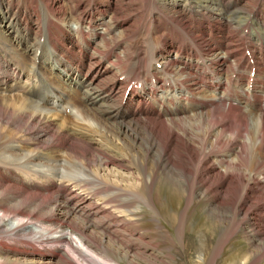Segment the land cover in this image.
<instances>
[{
    "label": "bare ground",
    "instance_id": "bare-ground-1",
    "mask_svg": "<svg viewBox=\"0 0 264 264\" xmlns=\"http://www.w3.org/2000/svg\"><path fill=\"white\" fill-rule=\"evenodd\" d=\"M35 1L37 2V0ZM108 2L110 5L112 4L111 0ZM108 2L106 7H109ZM55 3H59V6L56 7ZM9 5L7 3L6 8ZM60 6L61 0H56L53 5L48 6V16L55 17L56 22H60ZM114 6L116 7V5ZM238 11L243 13L244 9L241 8ZM85 15L94 20L95 13L85 12ZM46 20L51 23L54 19L47 17ZM64 33V36L60 37L62 44L56 51L57 55L49 51L48 45L51 47L50 43L48 45L43 44L48 50V55L55 56L54 64L50 62L51 65L48 68L46 66V69H51V72H54L53 69L57 70L56 58L57 56L60 57L63 64L62 69L66 74L72 73L75 84L79 87L84 86L78 101L76 99L75 103L72 102L70 94L67 92L60 90L56 92L49 89L39 99L32 100L31 97L24 96L22 101L18 100V107L4 106L0 118L4 125H11L18 121L22 122L26 117H29L31 121H36L44 127L47 126V128L55 126L52 120H61L62 139L53 138L51 145L59 142L57 146L67 150L65 151L67 160L62 159V168H60L59 162H54L50 157L44 156L47 154L51 156L49 153L42 154L34 148H28L25 153L21 154L19 151L24 149L25 143L22 140L3 142V137H1L2 126H0V185L4 187V190H12L13 187L17 192L11 191V194L18 196L20 189L43 193L48 189L62 188L63 192H67L62 195H65V200L70 202V197H75L77 192L80 194L85 192L89 197L91 193L88 195L85 189L87 186H92L99 193H105L99 199L95 197L99 204L106 208H112L108 207L110 204L123 208L119 214H115L112 210L107 211L106 219L115 217V221L118 223L117 227H120L122 222L127 223V220L131 224L138 219L146 218L148 213L154 214L158 211L161 215V224L167 227L164 222L166 219L176 229L177 237L183 241L185 236L194 230L193 225L189 222L190 209L196 203L206 201L211 207L205 211L213 220L218 221L220 225L222 224L216 243H211L208 238L205 239L206 235L204 237L202 234L199 235L201 238L198 239V248H203L206 252L208 248L213 250L209 260L210 264L217 263V259L236 236L242 237L244 245L250 242V245L256 246V249L244 248L242 252H239V258L234 259L230 264H264V108L260 107V113L252 112L244 117H235L237 114L232 116L228 111L217 107L207 113L196 112L194 118L199 117L201 119L193 122L184 116L181 110H175V107L178 106H172L175 111L168 112L171 115L165 116V113H160L155 109L150 100V95L149 97L146 95L138 98V93L143 90L146 91L148 88L146 85L149 78L147 80L144 78L142 86L144 85L145 88L141 89V86L136 84L135 94L131 93L134 90H131L130 86L125 85V87L127 86L126 89L132 97L137 98L147 108L140 110L141 104L135 107L136 112L126 110L125 106H127L129 99L125 100L126 103L122 102L123 105L112 104L111 101L116 98L117 90L120 88V80H126L130 71L123 78H113L116 87L113 79H107L105 75L110 69V66L106 68L109 64L108 59L103 57L98 59L96 56L92 61L87 62L86 60L85 56L91 53L90 46L94 38L86 37L84 41L80 35L79 40L76 41L69 38L65 31ZM27 37L29 38V36ZM66 41L71 44L66 46ZM43 49L40 52L44 53ZM40 52L36 57L40 56ZM109 54V52L108 54L105 53L104 56L109 58L111 55ZM95 59H98L97 63ZM120 59L123 61L122 57ZM38 63L39 59H37ZM3 64L4 60L0 69L4 68ZM37 64L31 65L36 66L35 69L30 70V67L27 66L26 70L33 74L37 72V69L43 72L41 66ZM140 66L141 73L148 71L151 75L153 73L157 75L156 66ZM67 68L70 69V72L67 71ZM141 73L137 76H143ZM5 75L0 80V89L4 95H11L9 93L11 91H6V85L10 83L9 79L17 73L12 71ZM45 77V82L48 83L49 87L58 86L57 83L48 78V73ZM150 78L154 79V74ZM63 82L67 83L64 80ZM32 91H35L33 86L28 89V94ZM173 93L176 95L175 92ZM45 103L46 105H44ZM149 104L153 106H149ZM71 106L77 107L79 113L75 112ZM66 107L68 108L65 109ZM65 110L66 112H64ZM72 111L73 117L66 115ZM139 113L144 115L140 116ZM89 116L106 123L109 128L107 131L111 132L110 135L120 140L132 137L136 139L137 135L139 136L141 133V145H145L147 150L145 156L142 157L143 160L141 161L142 158H139L134 164L136 170H139V185L130 184L127 180L128 178H136L135 172H131L130 177L127 178L119 171L120 169H107L109 161L112 160H116L115 163L120 167L126 165L122 159L114 158L112 154L102 155L101 161L106 168L99 170L91 168L90 161L86 156H84L83 161L79 158L80 155H86V152H83L80 147H76V140L90 146L86 138L88 136L86 132L87 121H91ZM128 119H131L134 124L128 122ZM96 124L98 126L89 123L95 128L100 127L99 122ZM36 144L35 141L34 145ZM147 157L154 160L152 168H149L147 164ZM148 169H152L149 175L147 174ZM14 182L19 184H16L15 187L12 184ZM162 187H167L166 191L172 189L175 193L177 192L176 197L178 196L177 198L180 199L179 202L182 201L183 197L186 199L187 205L183 211H170L167 208L166 200L163 199V194L160 192ZM35 196L37 198V195ZM82 201V206L79 208H83L87 200L82 198ZM128 203H134V207L132 209H129L131 207L125 208ZM73 210L63 203L58 209L62 218L60 221L62 224L61 237L70 240L76 236L86 249H100L101 245L92 236L94 230L92 224L88 223L87 218L85 219L83 215H80L81 213L77 214ZM73 217L79 222L73 221ZM8 220L0 216V230L8 225ZM117 220L121 223L119 224ZM141 224L143 223L141 222ZM11 225L13 226L11 227L12 231L26 228L20 219ZM107 225V228L112 229L110 223ZM163 226L158 225V228L161 229ZM122 239L124 238L121 237L119 241ZM109 242H115V238H110ZM40 253L43 252L40 251ZM50 257H54V255L50 254Z\"/></svg>",
    "mask_w": 264,
    "mask_h": 264
},
{
    "label": "rangeland",
    "instance_id": "rangeland-1",
    "mask_svg": "<svg viewBox=\"0 0 264 264\" xmlns=\"http://www.w3.org/2000/svg\"><path fill=\"white\" fill-rule=\"evenodd\" d=\"M55 1L56 0H37V4L41 10L40 11L34 0H0V29L4 31L1 33L0 39H2L4 36H8L9 38L8 40L7 38L3 39L2 43H0V65L4 60L3 65H5V62H7L8 68L10 63H16L18 68V71H10V69H6L5 67L0 69V80L6 76L5 74L11 73L12 71L17 73V75L9 79V81L14 80V83L10 82L6 85L7 90H5L11 91L9 92L11 95H4V92L1 91L2 89H0V116L4 106L18 107V100L20 99L22 101L24 96L29 98L31 97L32 100L39 99L43 93L49 89L56 92L58 90L67 92L70 94V100L74 103L76 102V100H73L71 97L70 85L68 83H65L66 85L63 88H61L59 84L58 86H53V88H51L48 86V83L45 82L46 66L48 68V66L51 65L50 62L52 64L55 62V56L48 55V50L46 47L45 50L43 49L45 54L40 52V56L36 57L35 62L33 63V65L35 63L37 64V59H39V63L37 65L41 66L45 74L37 69V72H34L33 74L35 78L33 81H30L31 83L29 82V84L23 83L29 80L28 71L22 74V77L20 78L22 83L17 78L20 77L21 73L27 69V65H24L22 63V59H20V48H18L19 46L17 44L29 39L27 37V32L30 30L32 36H40L42 32L40 27L42 22L41 12L44 16L43 36H41L38 40L34 39L30 45L27 44L26 47H21V49L25 48V50H21V53L24 56L28 55V51H34V54L37 55L40 48L38 46H41L45 43L47 45L50 43L51 47L48 45L49 51L57 55L56 51H58L59 45L62 44V38L60 37L64 36V31L72 40H79L78 37L74 36V32L72 35L70 34V27H72L74 30H77L83 37L84 41L86 40V37H89V39H91L90 37H93L95 39L100 32L95 29V23H98L100 19L99 16L102 17V19H104L107 23L111 22L112 16V24H109L110 29H112V26L118 22H125L123 25H117L114 27L113 32L117 38L109 39V36H107L106 32H100L104 46L102 48L99 47L100 51H95V53H92L91 51L88 56H85L88 62L92 61L96 56L98 59L103 57L109 60V58H111L112 54L115 52V47L122 43L119 38L125 39L126 44L123 47H119L117 49L118 51L126 49L124 47H131V49H134L138 47L139 44H142L143 47L150 49L148 46L150 44L149 41L152 39L153 44L157 43L159 36L161 37L163 31L165 30L164 26L166 21H164L165 17L161 16L162 11L163 13H169L178 9V4L175 5L174 2L172 5V0H111V5L108 2L109 0H61L60 22H56L55 17L48 16V6L53 5ZM198 1L200 4L205 3V0ZM215 1L220 0H212L211 5L214 4ZM223 1L226 2L228 0ZM263 1L264 0H259V5H262ZM107 2L109 7H105ZM233 2L234 4L229 8V11L234 12L235 10L236 14L234 15H236L238 18H243L251 9H253L258 0H234ZM7 3L10 5L6 8ZM59 3H56V6H59ZM101 3L103 5H100ZM194 3H196V1L191 3V5H194ZM74 5L78 6V10H75ZM114 5H116V7ZM215 7L216 11H223L221 8H219L220 6ZM241 8L244 9L245 12L243 11V13H240L238 10ZM85 10L93 11V14L95 13L94 20L88 15L84 14L77 16L80 24L76 27L72 26L73 24H70L66 21V19L69 18L68 21L72 19L74 24L77 23V18L70 17V13L67 11L72 13L76 11L78 14L84 12ZM152 11H156V17L151 16ZM227 16L232 18L229 15ZM47 17H51L54 20L50 23L46 20ZM85 22L89 25L83 26L82 24ZM105 22L104 24L98 23L99 26H97V28L105 31ZM15 26L17 30L14 29ZM43 37L44 39H42ZM98 41H101V39L98 38ZM16 45L17 48H14ZM108 52L111 54H109V58L104 56L105 53L108 54ZM138 53H133V57L136 58L133 62L134 64H132L129 68L131 73L128 71L129 75L127 79L132 76L137 77V75L141 73L140 65L149 64L142 63L139 56L140 54ZM150 54H148V57ZM131 55L132 54H126L124 58L122 57V60L132 58ZM67 59L69 60L68 57ZM98 59H95V62ZM33 60L34 55L31 53L30 56H27V60L25 62L26 64H29ZM56 63L58 65L57 69H62V59L58 56L56 58ZM108 66L109 64H107L106 68H108ZM35 67L30 66V70L35 69ZM67 71L70 72V69L67 68ZM141 74H143L146 80L147 78L152 77L154 74V79H151V81L148 80V84L146 85L148 88H146V91L143 90L138 93L139 99L146 95L149 97L148 93H151L156 89L154 82L156 79V82L159 80L158 75L155 73L151 75L150 72L144 71ZM114 75H116V71H114L113 74H110L111 77H107V79L112 80L115 78ZM59 78L61 79L62 77L59 76ZM123 81L125 80L121 79L119 85H121ZM126 85L129 86V84ZM32 86L35 87V91L29 92L28 94V89ZM135 86L136 84L130 86L131 90H134L131 91L132 94L136 93ZM144 88L145 86L143 85L141 89ZM148 89L150 91H148ZM81 92H79V94H74V97H76L75 99H77V101ZM114 100L115 99L111 101L112 104H115ZM150 100L153 104L154 98L150 97ZM152 104H149V106L154 105ZM44 105H46V103ZM175 108V110H181L182 114L190 121L194 122L197 119H201L199 117L194 118L196 113L193 115L185 114L184 107L183 109L181 107ZM232 108L233 116L234 114H237V109L234 107ZM166 110L167 113H165V115L168 114L167 116L171 115H169L168 112L175 111L172 109V106H169L166 108ZM64 112H66V110ZM75 112L79 113L78 110ZM207 112L208 111H203V113ZM71 113L66 115L73 117V111ZM235 117H238V114ZM88 118L91 121H87L88 125H86V132L88 133V136L86 138L87 143L90 144L91 147L89 145H85L79 140H76V147H80L83 152H86V155H80L79 158L83 161L84 156H86L90 161L89 165L91 168L99 170L106 168L101 161L102 155L112 154L114 158L116 157L117 159H122L126 165L124 167H120L115 163L116 160H112L109 161L107 169H120L119 171H121V173H123V175L127 178L129 175H131V172H135L136 178H128L127 180L130 182V184L135 183L136 185H139V170H136V165L134 164L137 162V159L145 156L147 150L145 145H141V133H139V136L137 135L136 139H133L132 137L120 140L113 135H110L111 132L107 131L109 128L106 123L95 119L93 116H89ZM52 121L54 122L55 126L47 128V126L44 127L36 121H31L29 117H26L22 122L18 121L11 125H4L0 118V126H2L1 137H3V142L7 140H22L26 146L23 144L25 147L22 146L24 149L19 151L21 154L25 153L28 148H34L37 150V152L42 154H51V156L48 154L44 156L50 157L54 162H59V166L62 168V159L67 160L65 153L67 150L57 146V143L59 144V142H56L55 145H51L53 138L58 140L62 139V121ZM127 121L131 122V119H128ZM96 122L100 123V127H93L98 126ZM89 123H93V126H90ZM131 123L134 124V122ZM35 141L37 143L36 145H34ZM147 158V164L149 168H152L154 166V160L149 157ZM142 160L143 158L141 161ZM151 172L152 169L147 170L148 175ZM12 184L16 187V184L19 183L14 182ZM166 189L167 187H162L160 192L163 194V199L166 200L167 208L170 211H183L187 205L186 199L183 197L182 201L179 202L180 199L177 198L178 196L176 197L177 192L175 193L172 189H168L166 191ZM20 190L21 191L17 196L11 194V191L17 192L15 188L12 187V190H4V187L0 185V216L6 220L9 219L8 225L0 230V264H210L209 260L213 250L212 248H208L206 252L203 248H198V239L201 238L199 235L202 234L203 237L206 235L205 239L208 238L211 243H216L218 234L221 232L222 228V224L220 225L218 221L213 220L211 216L205 211L207 208L211 207V205H209V203L206 201L203 203H196L190 209L189 222L193 225L194 230L189 232L183 241L177 237L175 231L176 229L169 222H167L166 219H164V222L167 227H164L163 224H161V215L158 211L154 214L148 213V215L145 216L146 218H141L144 220L138 219L131 224L129 223L130 221L127 220L129 225H127V223L124 224V222L121 223L117 220L119 224L121 223L120 227H117L118 223L115 221L116 218L108 217L109 219H106V215L111 210L115 214H119L123 208L118 205L112 206L111 204L108 207L112 208H106L104 205L99 204L97 199L102 197V195L104 196L105 193H99V191L92 186H87L85 189L88 195L91 193L89 197L85 192L82 194L77 192L75 197H70V202L65 200V195H62L67 193L63 192L62 188L48 189L45 191L43 190V193H37L36 191L28 189ZM33 193L37 195V198ZM82 198H85L87 201H85L86 204L83 206V208H79V206H82ZM62 203L67 205L72 210L74 209L73 211H76L77 214L81 213L80 215H83L85 219L87 218L88 223L92 224V229L94 228L92 236L95 237L101 245L100 249H86L82 245L80 239L76 236L70 240L61 237L62 224L60 221H62V218L60 217V213H58V209ZM128 207H131L129 209H132L134 207V203H128V206L125 208ZM104 211L106 212L104 213ZM17 219L22 220L26 228L12 231L11 227L13 226L11 224ZM73 221L79 222V220L76 218L74 219V217ZM141 222L143 224H141ZM109 223L112 229L107 228V224ZM158 225H162L163 227L159 229ZM65 227L67 228V226ZM115 229L116 231H114ZM198 231H200L199 234ZM238 236L241 235L238 234ZM112 237L115 238V242L113 243L109 242L110 238ZM121 237L124 238L122 239L123 241H119ZM242 240V237L238 238L236 236L233 238L225 248V251H223L222 255L217 259L216 264H230L232 261H234V259L239 258V252H242L244 248L252 250L256 249V246H251L250 242L246 243L247 245H244ZM40 251L43 253L41 254ZM53 252H56L57 254ZM50 254H53L54 257H50ZM200 257H202V259H199Z\"/></svg>",
    "mask_w": 264,
    "mask_h": 264
}]
</instances>
